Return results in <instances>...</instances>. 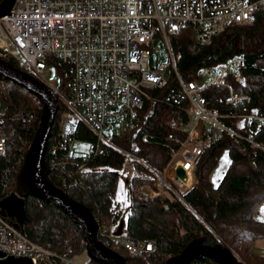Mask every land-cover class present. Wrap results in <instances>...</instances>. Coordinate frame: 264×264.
<instances>
[{
  "label": "trees",
  "instance_id": "1",
  "mask_svg": "<svg viewBox=\"0 0 264 264\" xmlns=\"http://www.w3.org/2000/svg\"><path fill=\"white\" fill-rule=\"evenodd\" d=\"M256 11L252 23L228 26L209 42L199 41L191 27H183L171 35L177 67L187 80L196 78L203 65L219 63L237 54L246 55V83L237 84L236 89L252 96L244 104L233 105L227 101L228 87L210 85L203 90L209 105L222 110L223 121L240 135L225 132L205 148L195 165L194 186L178 200L168 196L150 197L139 191L144 184L156 185L159 173L153 168L164 172L173 150L187 137L185 124L190 117L187 111L190 100L180 95V84L174 75L168 86L152 92L158 99L145 105V119L141 129L134 133L133 141L128 135H117L114 139L117 146L99 147L96 133L80 121L78 140H87L95 148L76 150L68 160L64 157L65 149L56 145L68 113L66 103L57 96L59 108L45 157L46 180L93 212L101 229L99 238L110 249L126 254L128 264H167L181 257L196 240L226 245L237 251L247 264H264V255L255 247V241L264 237V218L256 215L264 202V3ZM15 65L20 66L16 62ZM59 85H63L62 80ZM171 93H177L179 98H172ZM0 104L6 118L1 132L7 146L6 152L0 154V211L25 231L27 237L54 254H84L88 245L86 231L76 217L66 213L55 200L33 195L27 182L28 152L46 118V103L34 89L0 73ZM55 145L54 153L51 150ZM121 148L144 160L134 161L135 168L141 172L131 177L126 238L150 239L154 241L152 251L130 252L122 239L111 235L124 214L118 190L120 170L128 155ZM226 155L229 157L226 168L217 174ZM53 157L60 161L58 165L52 166ZM15 197L22 198L24 206L11 215L8 204ZM104 227L108 229L106 233ZM88 262L107 264L93 256ZM190 264L221 263L205 257Z\"/></svg>",
  "mask_w": 264,
  "mask_h": 264
},
{
  "label": "built area",
  "instance_id": "2",
  "mask_svg": "<svg viewBox=\"0 0 264 264\" xmlns=\"http://www.w3.org/2000/svg\"><path fill=\"white\" fill-rule=\"evenodd\" d=\"M263 3L264 0H16L11 11L0 16V60L33 75L66 103L68 113L56 145L65 149L67 160L79 149L80 121L96 133L99 147L117 146V135H128L133 141L145 119V105L158 99L152 92L168 86L174 75L180 84V95L190 100L187 137L173 150L164 172H158L156 185L147 183L139 189L150 197L168 196L174 201L194 186L195 165L205 148L225 132L240 135L223 121L222 110L209 105L203 90L210 85L226 86L227 101L233 105L244 104L252 96L236 89L237 84L246 83V55L203 65L196 78L187 80L177 67L171 35L191 27L199 41L209 42L228 26L252 23L257 7ZM159 41L166 44L168 64L160 62ZM52 65L62 76L61 86L46 75ZM171 97L179 98L177 93H171ZM5 120L0 104V154L7 148L1 132ZM257 120L261 122L262 118L258 116ZM82 141L89 143L86 151H93L91 142ZM56 145L51 150L54 153ZM121 150L133 154L131 150ZM59 163L52 158V166ZM179 166L188 172L187 181L177 175ZM153 243L150 239L127 238L124 246L139 253L152 251ZM8 255L29 256L32 264H90L68 253L54 254L27 237L0 211V261Z\"/></svg>",
  "mask_w": 264,
  "mask_h": 264
},
{
  "label": "water",
  "instance_id": "3",
  "mask_svg": "<svg viewBox=\"0 0 264 264\" xmlns=\"http://www.w3.org/2000/svg\"><path fill=\"white\" fill-rule=\"evenodd\" d=\"M16 0H3L0 4V16H5L9 13ZM0 73L16 80L31 89L37 91L47 105L46 118L39 127L37 137L34 138L31 150L28 152V163L26 164L27 182L31 188V193L38 198L44 200H55L56 203L63 208L66 213H70L76 217L79 224L85 229L86 239L88 242L87 249L96 260L107 264H128L126 256L110 249L102 239L99 238L100 225L95 220V215L81 201L67 195L65 190L50 185L46 180L45 164L46 154L49 150L50 138L53 135V124L56 121V114L59 108L58 98L56 93L48 86L40 82L39 79L30 75L19 67L5 63L0 60ZM188 172L183 166L178 168V176L182 180H186ZM8 208L14 213L22 210L24 200L15 197L8 204ZM12 213V214H13ZM234 249L226 245L206 244L204 240H196L192 242L186 251L177 258L175 264H190L197 258H212L221 264H246L240 259ZM0 264H32V258L27 256H12L8 255L0 261Z\"/></svg>",
  "mask_w": 264,
  "mask_h": 264
},
{
  "label": "rangeland",
  "instance_id": "4",
  "mask_svg": "<svg viewBox=\"0 0 264 264\" xmlns=\"http://www.w3.org/2000/svg\"><path fill=\"white\" fill-rule=\"evenodd\" d=\"M156 43H157V46L161 48L159 50L160 62L162 64L170 63V58H169L167 51H166V49H167L166 44L163 43L162 41H159ZM46 75H48L51 80H55V85H59V82L62 80L61 74H59V72L57 71V69L53 65L49 66V70L46 71ZM78 144H79L78 151H86L90 148L88 142L80 140ZM127 151H129V150H127ZM127 155H128L127 161H125L124 167L122 168V170H120L121 186H120V189L118 190V198L122 201L121 204H122V208L124 210V214H123V217L120 218L118 223L113 227V231L111 232V235L113 238L122 239L124 241V243H125V240L127 239L126 234H125V230L127 227L126 220H127V216L129 215V212H130L129 207H130V203H131V200L128 196V191H129V189L132 188L131 177L133 175H136V173L141 172L138 168H135L134 161H135V158H137V159L140 158L141 160H143V158L141 156H139L138 154H136L134 152L132 154L134 156L129 155V154H127ZM228 158H229L228 155H226L224 158H222L221 163H220V167H219V169H217V172H216L217 174H220L221 171H223L226 168ZM152 168H153V166H152ZM153 169L156 170L157 172H159L157 169H155V168H153ZM152 186H154V185H152ZM104 229H105V231H103V232L106 233V231H108V229L105 227H104ZM100 231H101V229H100ZM122 254L124 256H126V254H124V253H122ZM237 255L240 257L239 253ZM78 257H80V259H82V261H84V260L88 261L89 259L92 258V253H90L88 251V249H86L84 251V254H81ZM240 259H242V258L240 257ZM176 261H177V258H173L167 264H175ZM246 264H247V262H246Z\"/></svg>",
  "mask_w": 264,
  "mask_h": 264
},
{
  "label": "crops",
  "instance_id": "5",
  "mask_svg": "<svg viewBox=\"0 0 264 264\" xmlns=\"http://www.w3.org/2000/svg\"><path fill=\"white\" fill-rule=\"evenodd\" d=\"M262 209H264V203H262L258 207L256 215L260 216L261 218H264V211H262ZM255 247L259 252H261L264 255V237L263 239L261 238L255 241Z\"/></svg>",
  "mask_w": 264,
  "mask_h": 264
},
{
  "label": "flooded vegetation",
  "instance_id": "6",
  "mask_svg": "<svg viewBox=\"0 0 264 264\" xmlns=\"http://www.w3.org/2000/svg\"><path fill=\"white\" fill-rule=\"evenodd\" d=\"M11 211V210H10ZM11 213H13L12 211H11ZM17 212H14L13 214H16ZM13 214H11V215H13Z\"/></svg>",
  "mask_w": 264,
  "mask_h": 264
},
{
  "label": "snow or ice",
  "instance_id": "7",
  "mask_svg": "<svg viewBox=\"0 0 264 264\" xmlns=\"http://www.w3.org/2000/svg\"><path fill=\"white\" fill-rule=\"evenodd\" d=\"M262 211H264V209H262Z\"/></svg>",
  "mask_w": 264,
  "mask_h": 264
}]
</instances>
